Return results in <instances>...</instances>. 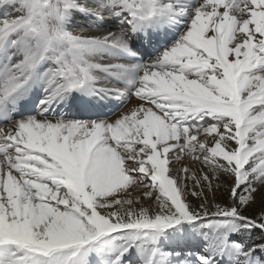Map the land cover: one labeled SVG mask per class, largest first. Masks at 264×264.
I'll return each mask as SVG.
<instances>
[{"label": "snow or ice", "instance_id": "6c2138e0", "mask_svg": "<svg viewBox=\"0 0 264 264\" xmlns=\"http://www.w3.org/2000/svg\"><path fill=\"white\" fill-rule=\"evenodd\" d=\"M0 264H264V0H0Z\"/></svg>", "mask_w": 264, "mask_h": 264}]
</instances>
